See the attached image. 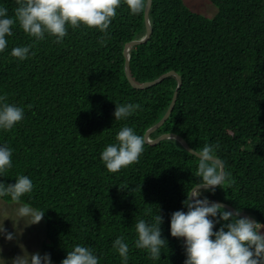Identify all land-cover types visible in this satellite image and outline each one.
Instances as JSON below:
<instances>
[{
	"label": "trees",
	"instance_id": "1",
	"mask_svg": "<svg viewBox=\"0 0 264 264\" xmlns=\"http://www.w3.org/2000/svg\"><path fill=\"white\" fill-rule=\"evenodd\" d=\"M205 1L217 9L213 17L183 0H153L152 35L132 47L130 73L139 85L171 71L182 78L170 117L150 138L174 133L198 153L211 145L232 182L200 189L197 196L264 224V0ZM0 6L16 19L18 0H0ZM116 11L106 33L68 25L60 43L48 34L36 40L18 21L12 27L0 53V96L25 115L12 130L0 131V144L13 149V166L0 181L13 184L27 175L34 187L19 200L0 198L45 213L42 251L54 264L77 244L93 249L99 264H121L113 248L120 236L129 244V264H184L183 238L171 236L170 218L187 211L184 202L202 184L200 158L167 139L145 143L139 161L116 173L101 159L124 126L145 138L179 86L175 76L144 89L130 83L125 48L146 35L145 11L131 14L124 0ZM18 46H30L32 54L19 60L11 55ZM124 103L140 108L115 120L116 104ZM158 214L168 243L161 259L153 260L135 246V225Z\"/></svg>",
	"mask_w": 264,
	"mask_h": 264
},
{
	"label": "clouds",
	"instance_id": "2",
	"mask_svg": "<svg viewBox=\"0 0 264 264\" xmlns=\"http://www.w3.org/2000/svg\"><path fill=\"white\" fill-rule=\"evenodd\" d=\"M124 2L133 15L142 14L147 5V0ZM121 3L122 0H18L15 20L8 16L7 8L0 6V53L6 49L7 37L13 34L12 27L17 21L36 40H43L48 34L60 43L68 34V25L73 28L85 25L106 33ZM30 54V46L14 47L11 51V55L21 61ZM5 99V96H0V131L12 130L25 115L22 107L6 103ZM139 108V104H116L113 115L115 120H127ZM115 140L101 153L106 169L113 173L137 163L145 151L146 143L144 136L137 134L130 126L122 127ZM12 157L13 149L0 144V176L13 166ZM199 157L198 175L202 178L200 188L215 191L217 186L232 182L231 173L215 161L220 159L214 157L211 145L205 146ZM33 187L29 176L19 175L13 184L0 181V197L10 195L13 200H19L30 193ZM184 206L187 211L177 210L170 218L171 236L184 239V264H264V224L255 217L245 213L256 220L253 221L241 217L238 210L235 213L224 210L223 205L210 202L207 196L201 198V194L186 200ZM44 214H37L33 223L39 222ZM162 222L163 217L158 214L152 222L140 219L135 225V246L147 250L153 260L161 259L162 248L167 247L168 243L162 236ZM217 224L221 226L214 230ZM8 238H11L10 234ZM113 248L118 252L121 264H129V244L123 236L113 241ZM99 261L93 249L77 244L67 252L61 264H99ZM33 264H52L50 254L33 255Z\"/></svg>",
	"mask_w": 264,
	"mask_h": 264
},
{
	"label": "rangeland",
	"instance_id": "3",
	"mask_svg": "<svg viewBox=\"0 0 264 264\" xmlns=\"http://www.w3.org/2000/svg\"><path fill=\"white\" fill-rule=\"evenodd\" d=\"M183 1L191 10L208 17H213L217 11L205 0ZM37 214L30 207L7 203L0 198V230H3L0 232V264H33V255H44L42 243L46 240V224L43 217L33 223Z\"/></svg>",
	"mask_w": 264,
	"mask_h": 264
},
{
	"label": "water",
	"instance_id": "4",
	"mask_svg": "<svg viewBox=\"0 0 264 264\" xmlns=\"http://www.w3.org/2000/svg\"><path fill=\"white\" fill-rule=\"evenodd\" d=\"M152 2L153 0H147V5H146V9H145V21H146V29H147V32H146V35L140 39V40H135V41H132L131 43H129L126 48H125V57H126V66H125V72H126V76L128 78V80L130 81V83L137 89H144V88H147L149 86H153V85H156L162 81H164L165 79L169 78V77H172V76H175L177 77V80H178V83H179V86L173 96V99H172V102H171V105L166 113V115L164 116V118L158 123L156 124L155 126H153L152 128H150L146 134H145V141L146 143L148 144H158L160 143L161 141H164V140H167V139H172V140H176L178 141L186 150H188L190 153H192L193 155L199 157V153L196 152L195 150H193L192 148L189 147L188 143L179 135L177 134H174V133H169V134H164L162 136H160L159 138L155 139V140H152L150 137H151V134L154 133L156 130H158L159 128H161L168 120V118L170 117L175 105H176V102H177V98H178V91L179 89L181 88L182 86V78L174 71H171L165 75H163L162 77H160L159 79L155 80V81H152V82H146L144 84H137L135 83V81L133 80L132 76H131V73H130V58H131V55H130V52H131V49L132 47L136 46V45H140V44H143V43H146L149 38L151 37L152 35V26H151V23H150V19H149V14H150V11H151V8H152ZM200 158V157H199ZM215 159V158H214ZM216 162L220 163L221 166L224 168V166L222 165L221 161L218 160V159H215ZM218 187V186H217ZM200 189H210V188H200V185L195 187L192 192H191V197L192 196H196L197 194V191L200 190ZM210 202H214V203H218V204H221L224 206V208H226L227 210L229 211H233L234 213L237 211L236 209H234L231 205H228L226 203H223V202H220V201H213V200H210ZM239 215L241 217H247L253 221H256L253 217L245 214V213H240L239 212ZM183 243H184V239H183Z\"/></svg>",
	"mask_w": 264,
	"mask_h": 264
}]
</instances>
